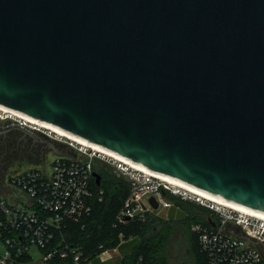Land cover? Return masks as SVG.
<instances>
[{
  "label": "water",
  "instance_id": "water-1",
  "mask_svg": "<svg viewBox=\"0 0 264 264\" xmlns=\"http://www.w3.org/2000/svg\"><path fill=\"white\" fill-rule=\"evenodd\" d=\"M0 105L264 217V0H0Z\"/></svg>",
  "mask_w": 264,
  "mask_h": 264
},
{
  "label": "built area",
  "instance_id": "built-area-1",
  "mask_svg": "<svg viewBox=\"0 0 264 264\" xmlns=\"http://www.w3.org/2000/svg\"><path fill=\"white\" fill-rule=\"evenodd\" d=\"M0 116L45 133L69 149L45 167L29 168L9 178L8 194L0 195V264H94L114 260V252L121 253L119 246L100 245L103 250L96 259H88L68 239L70 227L82 224L84 228L94 203L104 198L105 189L99 187L101 183H97L94 175L101 168H113L130 186V194L117 215V224L134 220L137 215L142 218L148 212L168 211L173 205L168 195H175L211 212L206 225H192L207 257L206 264L262 263L260 247L242 236L264 243V217L207 200L4 109H0ZM152 197L158 202V209L152 206ZM122 259L123 254L118 255L116 264H122ZM135 263L146 264L143 256Z\"/></svg>",
  "mask_w": 264,
  "mask_h": 264
},
{
  "label": "trees",
  "instance_id": "trees-1",
  "mask_svg": "<svg viewBox=\"0 0 264 264\" xmlns=\"http://www.w3.org/2000/svg\"><path fill=\"white\" fill-rule=\"evenodd\" d=\"M105 169L97 170L102 177L99 187L105 189L103 200L94 203L92 215L85 221L84 228L82 224H73L70 227L68 239L74 246L80 247L84 257L88 259H96L103 248L119 246L123 253L122 264H136L140 256H143L146 264H169L168 231L170 221L175 219V214L178 213L177 207H180L179 197L169 195V200L174 203L166 216L148 212L142 218L117 224V215L130 194V186L123 176L119 178ZM185 201L210 212L194 201ZM208 219L207 215L204 220L195 221L188 226L189 238L195 247L194 253L198 264H206L207 257L201 251L198 235L192 230V225L195 223L206 225ZM100 245L103 248H99Z\"/></svg>",
  "mask_w": 264,
  "mask_h": 264
},
{
  "label": "rangeland",
  "instance_id": "rangeland-1",
  "mask_svg": "<svg viewBox=\"0 0 264 264\" xmlns=\"http://www.w3.org/2000/svg\"><path fill=\"white\" fill-rule=\"evenodd\" d=\"M41 135L42 134H40V136ZM55 145H56L55 147L59 148L60 149L59 151L63 152V154L69 152V149L66 146V144L59 143L57 141ZM37 146L39 149L40 145H37ZM25 148H22V147L9 148V151L7 155L5 156V160L11 162L10 167L12 169H17L14 171V174L17 172H21L23 170L29 169V168L45 167L47 166L48 162L52 160V159L46 158L44 160H39L38 162H35V164H30V162H28L29 160H24L25 158L24 156H26L25 154L26 152L23 149ZM38 152L39 150L36 151V153ZM38 156L40 155L38 154ZM56 156L58 155L56 154ZM108 170L111 171L113 174L117 175V177L122 178L115 172L113 168L105 169V171H108ZM179 199H180L179 201L181 202L179 203L180 207H177L178 213L175 214V219L170 221L171 224H170L169 231H168V240H167L168 262L169 264H198L196 260V255L194 253L195 247L193 245V242L189 238L188 226L195 221L204 220L205 218H207V215L209 216L211 214V212H208L207 210L203 208H198L197 205L191 202H187L185 200H184L185 202H183V199L182 200L181 198ZM157 212H159L158 214L160 215L162 214L163 216H166L168 211L162 210V211H157ZM259 247L262 250L263 256H264V245L260 244ZM121 254H123L122 251L121 253L114 252V256H115L114 260L104 262V263H94V264H116L115 260L117 256ZM262 264H264V259H263Z\"/></svg>",
  "mask_w": 264,
  "mask_h": 264
},
{
  "label": "flooded vegetation",
  "instance_id": "flooded-vegetation-1",
  "mask_svg": "<svg viewBox=\"0 0 264 264\" xmlns=\"http://www.w3.org/2000/svg\"><path fill=\"white\" fill-rule=\"evenodd\" d=\"M13 123L19 122L12 118L5 119L0 116V127L9 128V126ZM23 126L34 135L14 127L0 131V195L8 194L10 189L9 178L14 174V171L17 170L12 169L10 167L11 162L5 160V156L7 155L9 148L26 147L23 149L26 152V156L23 158L24 160H29L28 162H30V164H35V162L46 158L53 159L60 150L55 147L57 140L51 138L45 133L29 127L28 125ZM40 134L42 135L40 136ZM37 145H40L39 149ZM37 150H39L38 153H36ZM38 154L40 156H38Z\"/></svg>",
  "mask_w": 264,
  "mask_h": 264
},
{
  "label": "bare ground",
  "instance_id": "bare-ground-1",
  "mask_svg": "<svg viewBox=\"0 0 264 264\" xmlns=\"http://www.w3.org/2000/svg\"><path fill=\"white\" fill-rule=\"evenodd\" d=\"M0 109H4V110H6V111H9V112H11L12 114H14L15 116L20 117V118H23V119H25V120H27V121H29V122L34 123V124H38V125L44 126V125H42V124H40V123H38V122H36V121H34V120H32V119H30V118L24 116V115H22V114H20V113H18V112H16V111H13V110H10V109L6 108V107H4V106H1V105H0ZM44 127H46V126H44ZM46 128H48V127H46ZM49 129H50V128H49ZM51 130H52V129H51ZM53 131H55V130H53ZM55 132H57V131H55ZM57 133H59V132H57ZM59 134L65 136V137L71 138V137H69V136H67V135H64V134H62V133H59ZM71 139H73V140H75V141H77V142H80V143H82V144H85V145H87V146L93 147V146H91V145H88V144H86V143H83V142H81V141H79V140H76V139H74V138H71ZM93 148H95V147H93ZM96 149H98V148H96ZM98 150H100V149H98ZM101 151H102V150H101ZM103 152H105V151H103ZM105 153H107V152H105ZM107 154H109V155H111V156H114V155H112V154H110V153H107ZM114 157H115V158H118V159H121L122 161L126 162L127 164H129V165H131V166H133V167H135V168H138V169H141V170L147 171V172H149V173H151V174H153V175H155V176H157V177H159V178H162V179H164V180L170 182L171 184H174L176 187H180V188H183V189H185V190H188V191H190V192H192V193H195V194H197V195H200V196H202L203 198H205V199H207V200H211V201H213V202H217V203H219V204H224V205H226V206H230V207H232V208H237V209L245 210V209H242V208L237 207V206H235V205H232V204H230V203H227V202H225V201H222V200H220V199H218V198H215V197H213V196H210V195H208V194H206V193H203V192H201V191H198V190H196V189H194V188H191V187H189V186H186V185H184V184H182V183H179V182H177V181H174V180H172V179H170V178H167V177H165V176H162V175H160V174H158V173H155V172H153V171H150V170H148V169H146V168H143V167H141V166H138V165H136V164H134V163H131V162H129V161H126V160H124V159H122V158H119V157H117V156H114ZM245 211H247V210H245ZM247 212H250V211H247ZM250 213H252V212H250ZM254 214H255V213H254ZM259 216H260V215H259ZM261 217H262V216H261Z\"/></svg>",
  "mask_w": 264,
  "mask_h": 264
}]
</instances>
